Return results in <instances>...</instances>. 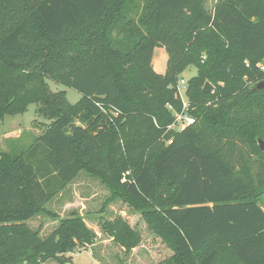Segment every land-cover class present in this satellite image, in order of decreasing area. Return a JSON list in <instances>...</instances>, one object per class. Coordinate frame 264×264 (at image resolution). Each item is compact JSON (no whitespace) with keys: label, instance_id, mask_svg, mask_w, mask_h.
<instances>
[{"label":"trees","instance_id":"16d2710c","mask_svg":"<svg viewBox=\"0 0 264 264\" xmlns=\"http://www.w3.org/2000/svg\"><path fill=\"white\" fill-rule=\"evenodd\" d=\"M262 62L264 0H0V124L32 103L50 121L0 152V264H73L95 244L76 212L44 238L28 223L57 217L47 205L82 171L141 212L172 252L157 264H264ZM191 66L196 122L170 130ZM101 229L127 253L142 242L122 215Z\"/></svg>","mask_w":264,"mask_h":264},{"label":"rangeland","instance_id":"374dc122","mask_svg":"<svg viewBox=\"0 0 264 264\" xmlns=\"http://www.w3.org/2000/svg\"><path fill=\"white\" fill-rule=\"evenodd\" d=\"M216 2L217 0H205V6L209 11H213ZM163 53L161 55L160 50H156L153 58V67L160 74L165 73L168 63V54L164 51ZM195 75L197 68L191 66L181 78L189 81ZM47 81L52 91H65L72 104H76L81 99V94L73 88L59 84L51 78H47ZM181 92L187 99L185 86H181ZM38 108V104L32 103L23 113L5 117L0 124V133L11 134L0 138V151L11 150L16 140H20L27 147L33 143L36 135L42 134L41 123L50 121L38 113ZM111 195V190L100 179L82 171L47 205L48 210L57 214V217L41 213L28 223L33 229H40V235L44 238L58 226L61 218L70 216L72 212L83 216L88 226L98 235V239L92 246L77 247L74 252L68 253L67 256H71L73 264H157L170 257L172 252L148 228L141 212L134 210L121 199H111ZM259 203L264 209V194L259 197ZM119 215L124 216L142 235L141 244L130 253L125 252L101 229L105 221L113 220ZM45 264L62 263L49 260Z\"/></svg>","mask_w":264,"mask_h":264},{"label":"built area","instance_id":"2783aa9c","mask_svg":"<svg viewBox=\"0 0 264 264\" xmlns=\"http://www.w3.org/2000/svg\"><path fill=\"white\" fill-rule=\"evenodd\" d=\"M260 68L262 71H264V62L261 63ZM187 82L188 81L184 80L183 78H180L179 80V94L182 98V110L175 112V120L174 123L169 126L170 130L182 131L186 127L196 122V118L189 112V108H190L189 101L188 99L182 96V92H181V86H185L186 89ZM169 143H172V140H170Z\"/></svg>","mask_w":264,"mask_h":264},{"label":"water","instance_id":"95a60500","mask_svg":"<svg viewBox=\"0 0 264 264\" xmlns=\"http://www.w3.org/2000/svg\"><path fill=\"white\" fill-rule=\"evenodd\" d=\"M263 85H264V83L261 82V83L258 85V88L263 87ZM213 89H214V86H213L210 82H207L206 85H205V87H204V91H205L206 93H211V92L213 91ZM259 144H260V148H261V150H264V140L259 139Z\"/></svg>","mask_w":264,"mask_h":264},{"label":"crops","instance_id":"0c3cea01","mask_svg":"<svg viewBox=\"0 0 264 264\" xmlns=\"http://www.w3.org/2000/svg\"><path fill=\"white\" fill-rule=\"evenodd\" d=\"M156 50H160L161 55L164 54L163 51L166 52L165 48H156L155 51H156ZM166 53H167V52H166ZM153 60H154V59H153ZM10 134H11V133H9V132L0 133V138H1V137H8V136H10ZM39 135H40V133H39L38 135H36V136H39ZM0 152H1V151H0ZM43 264H45V263H43Z\"/></svg>","mask_w":264,"mask_h":264}]
</instances>
